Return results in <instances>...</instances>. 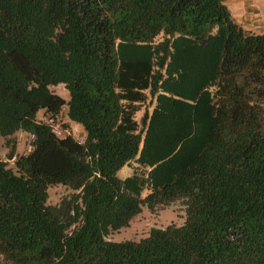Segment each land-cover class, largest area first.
<instances>
[{
    "label": "trees",
    "instance_id": "1",
    "mask_svg": "<svg viewBox=\"0 0 264 264\" xmlns=\"http://www.w3.org/2000/svg\"><path fill=\"white\" fill-rule=\"evenodd\" d=\"M223 2L0 0V137L14 161L0 160V256L264 264V31L243 32ZM18 131L30 150L14 157ZM56 185L71 193L46 205ZM175 203L180 224L108 239Z\"/></svg>",
    "mask_w": 264,
    "mask_h": 264
},
{
    "label": "rangeland",
    "instance_id": "2",
    "mask_svg": "<svg viewBox=\"0 0 264 264\" xmlns=\"http://www.w3.org/2000/svg\"><path fill=\"white\" fill-rule=\"evenodd\" d=\"M223 5L226 7L233 23L243 32L261 34L264 31V0H224ZM52 91L59 95L64 101H67L68 96L61 85L52 88ZM152 105H148V113L151 112ZM41 114L42 111L37 112L36 118L38 120L43 119ZM140 114L141 113H139L138 116H140ZM65 122V118L62 116L58 117L56 120L57 128L59 129L60 125ZM73 134L74 138L81 140L82 132L78 127L73 130ZM9 140H11L14 145V157L22 156L30 150V136L22 131L16 132L13 136L9 137ZM4 143L5 139L0 137V160L6 162L7 166L12 168L14 161L6 159L9 148L6 147ZM130 175L131 169L128 166H124L116 172V177L120 180ZM70 193V190L62 186H50L47 189L46 205H55ZM144 194L145 191L140 194V197H143ZM182 215L183 212L178 203L157 208L154 212H149L146 208H142L129 222L128 227L120 229L117 233L109 236L108 239L112 242H137L145 238L148 230L151 228H164L170 223L180 224L182 222ZM0 264H10V262L0 256Z\"/></svg>",
    "mask_w": 264,
    "mask_h": 264
}]
</instances>
